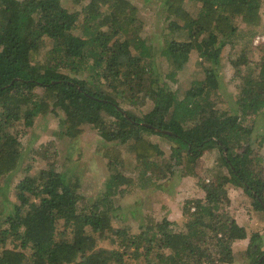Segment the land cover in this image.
Listing matches in <instances>:
<instances>
[{
	"label": "trees",
	"instance_id": "trees-1",
	"mask_svg": "<svg viewBox=\"0 0 264 264\" xmlns=\"http://www.w3.org/2000/svg\"><path fill=\"white\" fill-rule=\"evenodd\" d=\"M82 1L76 0L79 11L69 12L61 0H0V193L18 175L14 190L21 201L7 213L0 210V264H124L125 256L144 264H234L232 246L246 238L247 264H264L262 238L228 210L233 186L264 212V167L250 144L252 126L264 111V60L248 66L241 56L249 37L264 35L263 1L169 0L168 32L156 52L140 36L138 9L129 0ZM190 3L198 7L195 16ZM227 48L232 69L247 67L234 76L235 110L223 108L228 103L219 68ZM157 54L165 70L155 69ZM191 57L203 77L180 96L173 85ZM125 101L147 111L140 117L124 111ZM57 109L65 115L64 136L74 139L91 125L103 140L128 146L139 165L136 178L121 171L120 152L106 149L108 180L80 208L77 176L66 180L52 165L29 174L20 138L36 118ZM108 117L113 121L107 124ZM145 134L173 143L171 155L184 177L198 178L197 161L214 149L227 173L199 181L204 197L182 201L180 225L162 207L160 217L144 211L132 235L112 226L119 218L113 198L159 180L149 172L162 151ZM46 146L37 153L45 156ZM101 241L109 247L98 246Z\"/></svg>",
	"mask_w": 264,
	"mask_h": 264
},
{
	"label": "rangeland",
	"instance_id": "rangeland-1",
	"mask_svg": "<svg viewBox=\"0 0 264 264\" xmlns=\"http://www.w3.org/2000/svg\"><path fill=\"white\" fill-rule=\"evenodd\" d=\"M136 8L137 16L135 21L137 26H141L140 36L147 40V44H155V52L158 51L161 42L162 34L168 32L165 2L169 0H129ZM261 7L264 20V0ZM76 0H61L62 6L69 12L79 11L81 5H78ZM88 0L82 1L80 4L85 5ZM198 7L196 4H189V11L193 16L196 15ZM141 25H140V24ZM258 35V37L256 36ZM251 44L249 50L243 53L244 61L248 66L264 60V35L254 34L249 37ZM45 42H48L45 40ZM158 44V45H157ZM48 45V43H46ZM44 46L41 51V56L44 54L47 46ZM229 48L221 56L219 72L221 75L222 94L228 104L223 108L235 110V97L237 94V85L239 80L234 76L244 75L247 67L242 64L238 70L232 69L228 60ZM154 62L155 69L165 70V62L160 61L158 54ZM229 61V62H228ZM70 76L76 74L69 72ZM85 75L82 78H86ZM203 77L202 69L198 65L197 59L191 57L188 63L183 67L177 76V83L174 88L179 89V95L190 87L191 82ZM102 86V85H100ZM105 89L104 85L102 86ZM40 91V90H39ZM120 108L124 111H132L136 116L140 117L147 107H133L128 104V101L121 102ZM65 118L62 110L57 109L54 112H49L47 115L39 116L35 119L34 124L29 128L25 135H22L20 142L22 145V160L29 157L28 163L31 164L29 174H37L40 170H46L52 165L58 173L65 176L66 180L72 176H77L78 192L82 195V200L79 207L88 206L97 194L103 190V183L108 180V171L106 168L107 159L103 156L106 149H112L113 153L120 152L123 166L121 171L127 177L135 179L140 170L135 169L139 166L132 154H128L127 147L121 145L118 141L108 142L103 140L97 130L91 125L83 126L81 135L74 139H70L63 134L61 121ZM111 123L112 118L108 117L104 120ZM18 129H22L18 126ZM264 134V111L260 113L252 126L251 134V149L252 156H258L262 159L259 163L264 167V143L260 144L261 136ZM144 138L156 145L162 154L153 162L156 168L153 172H149L153 179L158 177L159 180L152 187L136 188L133 194L116 196L113 198L116 218L112 222L114 228H124L129 233L136 234L139 232V226L144 222V211H148L155 216L160 208H165L168 211L167 217H174L175 221H181V204L185 199H203L204 193L199 185V181L210 180L216 174L221 172L226 174L227 170L221 165L219 153L217 150L205 152L196 164V174L198 178L184 177L182 175V165H177L175 158L171 155L173 143L162 136L153 134H145ZM47 145L46 155L37 153L41 146ZM124 152V154H122ZM147 176V175H146ZM148 177V176H147ZM18 181V175L11 180L9 187L4 188L0 193V210L4 209L7 213L13 209V206L19 204L20 197L16 195L14 190ZM205 182V183H206ZM1 187H5L3 182ZM231 204L228 208L229 212L234 216L236 222L246 228L249 232L256 231L262 238V249L264 250V212L253 208V199L249 197L240 188L228 186ZM21 202V201H20ZM12 207V208H11ZM150 215V214H149ZM178 225V226H179ZM176 226V228H178ZM256 227V228H255ZM180 228V227H179ZM59 230H61L59 228ZM249 238L236 241L233 248L234 264H247L246 248ZM98 246L109 247L107 241H101ZM8 247H11V245ZM28 253V252H27ZM29 254V253H28ZM124 264H144L142 258L135 260L130 256L124 257Z\"/></svg>",
	"mask_w": 264,
	"mask_h": 264
},
{
	"label": "water",
	"instance_id": "water-1",
	"mask_svg": "<svg viewBox=\"0 0 264 264\" xmlns=\"http://www.w3.org/2000/svg\"><path fill=\"white\" fill-rule=\"evenodd\" d=\"M158 131V130H157Z\"/></svg>",
	"mask_w": 264,
	"mask_h": 264
}]
</instances>
